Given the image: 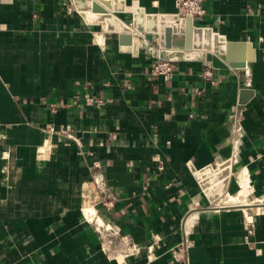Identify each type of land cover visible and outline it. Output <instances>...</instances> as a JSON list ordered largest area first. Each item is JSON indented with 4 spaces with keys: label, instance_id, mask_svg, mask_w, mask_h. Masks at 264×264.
I'll use <instances>...</instances> for the list:
<instances>
[{
    "label": "crops",
    "instance_id": "0c3cea01",
    "mask_svg": "<svg viewBox=\"0 0 264 264\" xmlns=\"http://www.w3.org/2000/svg\"><path fill=\"white\" fill-rule=\"evenodd\" d=\"M92 1L126 21L177 13L175 0ZM204 5L194 24L225 35L238 66L173 33L168 51L185 55L167 81L152 71L158 34L121 44L73 0H0V264H264V0Z\"/></svg>",
    "mask_w": 264,
    "mask_h": 264
},
{
    "label": "water",
    "instance_id": "95a60500",
    "mask_svg": "<svg viewBox=\"0 0 264 264\" xmlns=\"http://www.w3.org/2000/svg\"><path fill=\"white\" fill-rule=\"evenodd\" d=\"M106 5L109 9L115 12H124L126 10L125 2L122 0H98ZM76 9L81 12L82 16L88 23L98 24L100 21H105L106 29L113 32H121L118 34L119 42L121 44H129L139 39L141 34L145 40L154 41V35L158 34V44L163 48L158 56L162 60H167L171 63L177 61L178 57H184L185 53H174L168 51L170 48L169 37L173 33L181 35L187 34L188 49L192 46L196 49H203L205 51L202 56L204 60L209 61L216 68H227L229 66H238L235 63L227 60V40L226 36L214 31L208 26H198L194 24L195 19L191 16H181L177 13H155L147 12L143 7H137L130 21L122 20L118 15L103 11L99 7H93L92 0H73ZM98 14H93L91 11ZM131 32H135L134 36ZM194 36L195 43L191 45V38ZM204 36V38H203ZM201 37L203 41H201ZM231 161H224L221 163L220 169L225 168V177L220 184V190L211 198L216 199L222 195L229 182L228 171L230 170Z\"/></svg>",
    "mask_w": 264,
    "mask_h": 264
},
{
    "label": "built area",
    "instance_id": "2783aa9c",
    "mask_svg": "<svg viewBox=\"0 0 264 264\" xmlns=\"http://www.w3.org/2000/svg\"><path fill=\"white\" fill-rule=\"evenodd\" d=\"M175 5L177 9V14L181 16H191L193 18L200 17L205 15L206 8L204 5V0H175ZM152 71L154 74L162 75L165 80L169 81L174 75L175 67L174 64L167 61V60H159L157 61ZM204 75L206 77L212 78L213 76V68L211 66L207 67ZM85 101L89 105H97V106H103L105 104L104 99L101 97H95L90 94L85 95ZM52 110H55V104L51 105ZM96 166L100 167V163L96 162ZM96 183L99 186L100 190L103 192V202L106 206L111 207L114 205L113 200H109L107 198V187L102 179L96 178ZM92 219V218H91ZM97 221V227L101 231L100 227H103L101 222ZM188 251L189 246L186 243V241H183L181 243L176 244L175 246L170 248V252L172 255V258L175 262L178 263H187L188 262Z\"/></svg>",
    "mask_w": 264,
    "mask_h": 264
},
{
    "label": "bare ground",
    "instance_id": "6f19581e",
    "mask_svg": "<svg viewBox=\"0 0 264 264\" xmlns=\"http://www.w3.org/2000/svg\"><path fill=\"white\" fill-rule=\"evenodd\" d=\"M246 191V184H244L243 185V190H242V192H245ZM86 213L88 214V216L90 217V218H92L93 216H92V213H91V211H89V209L86 211ZM96 219V218H95Z\"/></svg>",
    "mask_w": 264,
    "mask_h": 264
}]
</instances>
